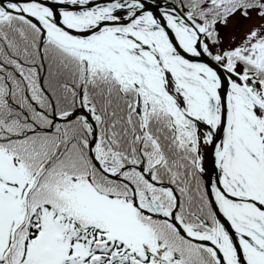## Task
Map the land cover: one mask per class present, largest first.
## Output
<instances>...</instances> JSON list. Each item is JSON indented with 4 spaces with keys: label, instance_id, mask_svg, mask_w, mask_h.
<instances>
[{
    "label": "snow or ice",
    "instance_id": "6c2138e0",
    "mask_svg": "<svg viewBox=\"0 0 264 264\" xmlns=\"http://www.w3.org/2000/svg\"><path fill=\"white\" fill-rule=\"evenodd\" d=\"M0 264H264V0H0Z\"/></svg>",
    "mask_w": 264,
    "mask_h": 264
}]
</instances>
